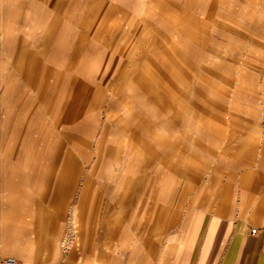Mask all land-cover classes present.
Instances as JSON below:
<instances>
[{
  "label": "rangeland",
  "instance_id": "rangeland-1",
  "mask_svg": "<svg viewBox=\"0 0 264 264\" xmlns=\"http://www.w3.org/2000/svg\"><path fill=\"white\" fill-rule=\"evenodd\" d=\"M51 1L6 5V236L34 252L53 225L63 253L89 234L92 263L99 241L111 261L141 264L149 252L157 263L196 210L261 217L264 0H61L55 13ZM53 16L68 30L62 49L40 46ZM52 81L56 114L44 125ZM34 116L44 139L53 126L36 174L34 148L14 146Z\"/></svg>",
  "mask_w": 264,
  "mask_h": 264
},
{
  "label": "crops",
  "instance_id": "crops-1",
  "mask_svg": "<svg viewBox=\"0 0 264 264\" xmlns=\"http://www.w3.org/2000/svg\"><path fill=\"white\" fill-rule=\"evenodd\" d=\"M32 0H0V264H9L7 259L13 258V264H122L121 260L117 261L112 257L117 256L116 252L108 254L106 247L102 241H99L98 252L94 253L98 256L92 263L91 240L89 234L82 235L78 243L81 247L73 248L66 253H63L60 246L61 236L53 235V225L50 231H42L41 235L35 236V251L32 252L27 247H22L21 244L27 241L22 240L23 237H7L5 231L6 219L2 213L5 192L7 188V180L10 179V173L7 172V164H12L11 157L8 155L9 138L8 133L12 131L8 120L9 104L6 100L3 85L5 83V68L2 53L4 51V43L7 37L6 34V5L12 3L15 6L26 5ZM61 0H52L49 9L51 12H56ZM65 1V0H64ZM63 1V2H64ZM62 2V1H61ZM76 2L77 0L71 1ZM66 3V7L69 4ZM44 10L40 7V13ZM46 12V14H47ZM55 19V16L52 17ZM63 18L57 16L55 22H52L48 28L44 38L40 40L42 48L62 49V45L58 43L60 31L64 30V34H68L67 27L62 22ZM65 44V43H63ZM67 44L63 46L66 48ZM12 58L11 54L9 60ZM20 71V70H19ZM21 73V72H20ZM32 95L34 98L30 100V108L35 110L38 106L36 99L39 98V86L32 84ZM47 89L49 99L41 100V105L47 109L45 113V123H48L49 117L52 119L56 114L54 108V81H52ZM46 97V98H48ZM50 101V103H49ZM25 106V101L19 103V108ZM37 116L30 119V124L33 125L31 133L27 134L24 131V125L18 131L24 134L25 139L15 143L21 150L23 147L30 150L33 167V174L38 172V165L41 161V143L43 141L44 131L38 126L35 127ZM15 121V120H14ZM19 121V120H18ZM15 124V122H14ZM13 124V125H14ZM55 124V123H53ZM12 125V124H11ZM15 130V129H14ZM53 126L47 127L44 139V146L50 152L53 147V136L51 132ZM5 133V135H4ZM33 135V137H32ZM3 138V139H2ZM2 140V141H1ZM34 145V146H33ZM37 164V165H36ZM52 158L47 160L46 167L51 169ZM229 207L225 210H196L193 219L189 222L185 221L180 225L178 231H175L174 237L169 239V250L162 261L155 263L153 256L149 257L147 252L146 261L141 264H264V212L261 217L254 218L245 215L235 216L229 214ZM57 228L64 227V220L58 219L55 221ZM18 244V246H15ZM13 253L15 256L2 257V253ZM109 258V259H108ZM98 261V262H97Z\"/></svg>",
  "mask_w": 264,
  "mask_h": 264
},
{
  "label": "built area",
  "instance_id": "built-area-1",
  "mask_svg": "<svg viewBox=\"0 0 264 264\" xmlns=\"http://www.w3.org/2000/svg\"><path fill=\"white\" fill-rule=\"evenodd\" d=\"M7 263H9V264H13V263H14V259H13V258H9V259H7Z\"/></svg>",
  "mask_w": 264,
  "mask_h": 264
},
{
  "label": "bare ground",
  "instance_id": "bare-ground-1",
  "mask_svg": "<svg viewBox=\"0 0 264 264\" xmlns=\"http://www.w3.org/2000/svg\"><path fill=\"white\" fill-rule=\"evenodd\" d=\"M1 105V104H0ZM1 116V115H0ZM4 135H5V133H4ZM3 139V138H2ZM2 141V140H1Z\"/></svg>",
  "mask_w": 264,
  "mask_h": 264
}]
</instances>
